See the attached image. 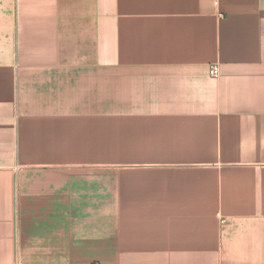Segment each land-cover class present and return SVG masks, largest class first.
Returning a JSON list of instances; mask_svg holds the SVG:
<instances>
[{"label": "crops", "instance_id": "1", "mask_svg": "<svg viewBox=\"0 0 264 264\" xmlns=\"http://www.w3.org/2000/svg\"><path fill=\"white\" fill-rule=\"evenodd\" d=\"M0 264H264V0H0Z\"/></svg>", "mask_w": 264, "mask_h": 264}, {"label": "rangeland", "instance_id": "2", "mask_svg": "<svg viewBox=\"0 0 264 264\" xmlns=\"http://www.w3.org/2000/svg\"><path fill=\"white\" fill-rule=\"evenodd\" d=\"M111 138H112V136L109 135V139H111ZM113 138H114V136H113ZM108 148H109V154H113V152H114V142H110L109 141L108 142ZM107 161H108L109 164H113L114 163V159H108Z\"/></svg>", "mask_w": 264, "mask_h": 264}, {"label": "built area", "instance_id": "3", "mask_svg": "<svg viewBox=\"0 0 264 264\" xmlns=\"http://www.w3.org/2000/svg\"><path fill=\"white\" fill-rule=\"evenodd\" d=\"M219 73V67L218 65H212L211 68H210V74L212 76H217Z\"/></svg>", "mask_w": 264, "mask_h": 264}]
</instances>
